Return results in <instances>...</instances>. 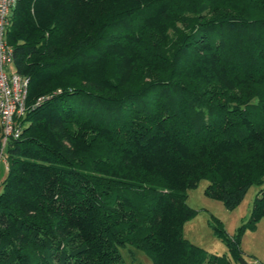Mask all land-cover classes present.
<instances>
[{
    "label": "trees",
    "instance_id": "trees-1",
    "mask_svg": "<svg viewBox=\"0 0 264 264\" xmlns=\"http://www.w3.org/2000/svg\"><path fill=\"white\" fill-rule=\"evenodd\" d=\"M28 77L3 148L0 264H231L264 220V0H15L6 31ZM248 215L226 253L182 233L186 190Z\"/></svg>",
    "mask_w": 264,
    "mask_h": 264
},
{
    "label": "rangeland",
    "instance_id": "rangeland-1",
    "mask_svg": "<svg viewBox=\"0 0 264 264\" xmlns=\"http://www.w3.org/2000/svg\"><path fill=\"white\" fill-rule=\"evenodd\" d=\"M6 161L0 157V181L4 177ZM200 179L197 184L186 190V203L195 208V213L182 224V233L192 243L203 249L221 254L226 253L223 242L216 237L210 227V215L217 217L229 234L248 215L249 208L259 186L251 184L240 200L232 207L225 208L219 199L204 195L202 189L206 184ZM241 258L248 264H264V220L259 219L253 229H245L240 237ZM127 264H151L150 259L141 250L126 244L119 247ZM231 264H240L230 259Z\"/></svg>",
    "mask_w": 264,
    "mask_h": 264
},
{
    "label": "built area",
    "instance_id": "built-area-1",
    "mask_svg": "<svg viewBox=\"0 0 264 264\" xmlns=\"http://www.w3.org/2000/svg\"><path fill=\"white\" fill-rule=\"evenodd\" d=\"M15 0H0V157L5 161L4 145L15 138L24 124L28 77L13 66V52L6 31Z\"/></svg>",
    "mask_w": 264,
    "mask_h": 264
},
{
    "label": "water",
    "instance_id": "water-1",
    "mask_svg": "<svg viewBox=\"0 0 264 264\" xmlns=\"http://www.w3.org/2000/svg\"><path fill=\"white\" fill-rule=\"evenodd\" d=\"M238 261L240 264H248L246 261H244L241 257L238 258Z\"/></svg>",
    "mask_w": 264,
    "mask_h": 264
},
{
    "label": "crops",
    "instance_id": "crops-1",
    "mask_svg": "<svg viewBox=\"0 0 264 264\" xmlns=\"http://www.w3.org/2000/svg\"><path fill=\"white\" fill-rule=\"evenodd\" d=\"M5 175V174H4Z\"/></svg>",
    "mask_w": 264,
    "mask_h": 264
}]
</instances>
